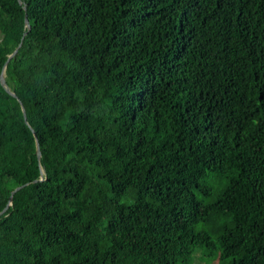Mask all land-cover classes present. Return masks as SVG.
<instances>
[{"label":"trees","instance_id":"obj_1","mask_svg":"<svg viewBox=\"0 0 264 264\" xmlns=\"http://www.w3.org/2000/svg\"><path fill=\"white\" fill-rule=\"evenodd\" d=\"M3 70L0 264H264V0H0Z\"/></svg>","mask_w":264,"mask_h":264},{"label":"water","instance_id":"obj_2","mask_svg":"<svg viewBox=\"0 0 264 264\" xmlns=\"http://www.w3.org/2000/svg\"><path fill=\"white\" fill-rule=\"evenodd\" d=\"M26 24H27L28 27H30V25H29V21H28L27 18H26ZM20 46H21V45H20ZM20 46H19L18 49H16V50L14 51V53L9 57L8 61H7L6 64H5V67L7 66V64L9 63V61H10V60H11V59H12V58L18 53V50H19ZM4 70H5V69H4ZM4 70H3V72H2V74H1V76H0L1 84H2V86L6 89V91H7L9 94H11L12 96H16L15 93L12 92V91L10 90V88H9V87L7 86V84H6ZM23 112H24L25 120H27V118H26V112H25L24 109H23ZM38 157L41 158V152H40L39 148H38ZM22 188H23V186H22V187H18L17 189H15V191L12 193V195H11V197H10V204H11V202H12V200H13V196H14V194H15L17 191H19L20 189H22ZM7 209H8V207L5 208V209L0 213V216H2V215L7 211Z\"/></svg>","mask_w":264,"mask_h":264},{"label":"rangeland","instance_id":"obj_3","mask_svg":"<svg viewBox=\"0 0 264 264\" xmlns=\"http://www.w3.org/2000/svg\"><path fill=\"white\" fill-rule=\"evenodd\" d=\"M199 229H200V230H203V229H204V226L201 225ZM203 255H204V254H203V250H202V249L198 250L197 253H196V259H197V261H200L201 264H208V262L204 260L205 258H204ZM210 264H211V263H210ZM213 264H219V261H216V262L213 263Z\"/></svg>","mask_w":264,"mask_h":264}]
</instances>
